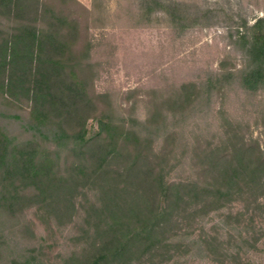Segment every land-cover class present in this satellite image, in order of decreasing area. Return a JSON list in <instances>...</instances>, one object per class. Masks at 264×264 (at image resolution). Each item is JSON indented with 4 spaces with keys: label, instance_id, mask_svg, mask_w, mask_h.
<instances>
[{
    "label": "trees",
    "instance_id": "obj_1",
    "mask_svg": "<svg viewBox=\"0 0 264 264\" xmlns=\"http://www.w3.org/2000/svg\"><path fill=\"white\" fill-rule=\"evenodd\" d=\"M158 10L181 35L196 21L185 0H141L140 20ZM103 21L80 0H0V264H253L197 231L264 215V13L228 34L239 65L127 107L96 88Z\"/></svg>",
    "mask_w": 264,
    "mask_h": 264
},
{
    "label": "rangeland",
    "instance_id": "obj_2",
    "mask_svg": "<svg viewBox=\"0 0 264 264\" xmlns=\"http://www.w3.org/2000/svg\"><path fill=\"white\" fill-rule=\"evenodd\" d=\"M80 1L104 16L102 27L92 29L95 40L103 42L98 56L105 61L96 88L111 91L114 100L126 107L125 95L130 89L143 91L168 80L196 79L218 69L221 62L239 65V55L229 45L228 34L242 19L253 23L264 13V0H185L196 21L181 35L162 10L151 22L140 20L141 0ZM136 112L142 117L143 107L138 106ZM222 219L223 215H214L197 232L219 235L226 242L232 238L227 245L233 253L247 250L253 264H264V215H245L233 225L236 229H230L231 234L222 227ZM240 234L248 241L239 240ZM233 239L239 245L234 246ZM184 264L235 263L229 258L206 257L188 259Z\"/></svg>",
    "mask_w": 264,
    "mask_h": 264
}]
</instances>
